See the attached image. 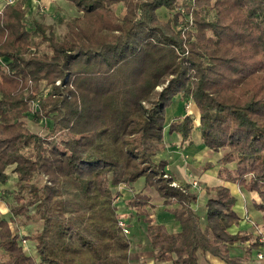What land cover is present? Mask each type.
<instances>
[{"label": "trees", "instance_id": "16d2710c", "mask_svg": "<svg viewBox=\"0 0 264 264\" xmlns=\"http://www.w3.org/2000/svg\"><path fill=\"white\" fill-rule=\"evenodd\" d=\"M67 1L79 16L59 18L66 27L61 39L53 20L28 25L25 0L0 13V182L15 166L11 212L33 208L41 222L25 236L36 242L35 259L0 217V264H132L113 187L140 181L164 205L178 206L170 213L181 230L171 233L152 217L150 196L141 191L127 201L155 263L201 264L212 255L243 264L229 247L252 237L229 232L240 220L231 191L208 189L214 195L203 224L192 208L197 194L173 186L168 162L157 156L167 128L181 145L192 143V116L169 126L166 119L176 96L192 100L205 145L229 149L205 169L218 166L220 179L256 193L264 213V0ZM119 4L121 17L113 8ZM163 8L172 13L167 21L158 14ZM40 45L49 51L40 53ZM31 111L38 123L53 121L46 135L26 125Z\"/></svg>", "mask_w": 264, "mask_h": 264}, {"label": "crops", "instance_id": "0c3cea01", "mask_svg": "<svg viewBox=\"0 0 264 264\" xmlns=\"http://www.w3.org/2000/svg\"><path fill=\"white\" fill-rule=\"evenodd\" d=\"M9 0H0V13L4 9V7L8 4ZM18 0L11 5L17 3ZM64 4L73 3L67 0H25L24 7L27 14L33 17V20H39V14L47 17L48 21H55L56 18H59L60 10L57 7H62ZM76 8V7H75ZM63 11V10H62ZM59 12V13H58ZM61 14V13H60ZM29 115H34V113L28 112L26 113L25 122L28 120ZM186 115L192 116L194 119V130H193V139L190 145H181V139L177 134H169L168 128L165 133V143L166 148L157 156V159H163L168 162L167 172L174 179V182L178 184V186L187 188L189 191L194 192L198 196V200L196 203L192 204V208L202 217L203 224L205 223V213H206V201L209 197L214 195V192L208 191V189L224 186L227 187L232 195L236 198V203L234 206V210L239 215L240 220L237 224L233 225L229 232L232 234L237 233H245L250 234L252 240L237 242L234 245L229 247L230 256L233 258H238L243 264H264L263 262L257 261V253L264 249V245L259 248L251 245L252 243H262L264 244V213L257 208L258 196L256 193L248 192L243 189L238 184L232 183L230 181H226L220 179L218 177V166L206 170L205 166L207 163H217L221 157L223 156V152H214L209 149L205 143L202 141L201 132L199 129L200 126V112L196 106V104L192 100H183L181 96H176L173 101V105L167 111V125L177 119H180ZM49 120L53 123L51 119ZM53 124L49 128H52ZM38 134V133H37ZM232 166V165H231ZM15 166H11L7 169L6 173L9 175V179L6 183L0 182V191L3 193H7L8 195H13L11 189L9 190L8 186L12 177L16 179V190H17V175L13 173ZM193 180H197L200 188H195L191 185ZM142 183L143 186L140 189H137V184ZM116 192H119L117 196L115 205L118 206H126L127 201L134 196L135 193L143 191V194H146L152 198V203L155 205V209L152 210V217L163 224L167 230L171 233H177L181 230V225L178 221H176L173 214L170 213L171 209H175L178 206H166L162 199L159 198L157 192L154 189H144V183L142 181L133 184L132 186L120 185L113 187ZM156 194V197L153 195V192ZM117 192V194H118ZM123 192L124 196L127 197L126 201L119 202L121 199V193ZM1 198V197H0ZM117 207V206H116ZM10 205L0 200V217L8 220L10 222L11 229H13L15 216L11 212ZM119 217L122 218L127 224L130 226V234L132 240V248H131V260L133 253V246L135 240L142 238L141 235L144 236V239L147 240L149 247L150 243L147 239L146 232L143 227L137 222L133 212L127 207V209L119 210ZM122 211V212H121ZM124 211V212H123ZM123 213V214H121ZM12 216H10V215ZM131 219L130 222L127 220ZM20 227V235L21 233H25V228ZM41 229V227H40ZM39 229V230H40ZM144 231V232H143ZM37 232V231H36ZM142 232V234H141ZM35 234V233H34ZM25 235H28L25 233ZM32 236V235H29ZM26 238V237H25ZM28 242L29 250H25L19 240L20 246L23 248L24 252L35 259H38L37 250H36V242L29 237L26 238ZM152 250V249H151ZM3 248L0 247V253H3ZM132 263V262H131ZM152 263L157 264L153 260L152 253ZM162 264H170V263H162ZM201 264H227L225 261L218 257H214L212 255H207L205 258L201 259Z\"/></svg>", "mask_w": 264, "mask_h": 264}, {"label": "rangeland", "instance_id": "374dc122", "mask_svg": "<svg viewBox=\"0 0 264 264\" xmlns=\"http://www.w3.org/2000/svg\"><path fill=\"white\" fill-rule=\"evenodd\" d=\"M185 1H187V0H180L181 3H184ZM57 8L60 10V13H61L60 14L58 12L59 16L64 18L65 20H72V18H75V17L79 16V13H78L77 9L75 8V6H73L71 4H67V5L64 4L61 8L60 7H57ZM113 8H114L115 12L117 13V15H119L120 17L124 15V13H125L124 5L119 4V5L114 6ZM205 13L209 17L214 15V12L212 10H205ZM158 14H159L160 18L162 20H164V21H167L172 16V13L169 12L168 10L164 9V8L160 9L158 11ZM27 15L28 16H26V22L28 23V25L33 24V17H31V15H29V14H27ZM59 18H56L55 21H53V23H54V25L56 27V29H55L56 35H57V37L59 39H61L63 37V35L65 34V32H66V27H65L64 24H62L59 21ZM38 21L43 22V23H48L49 22L47 17L44 16V15H41V14H39V20ZM37 39H38V37L36 36L35 37V41H38ZM38 51H40V53H43V52H48L49 50H48V48L45 45H40L38 47ZM57 84H60V81H58ZM41 87H42V89L44 88V84L43 83H41ZM34 117H35L34 115L33 116L29 115L28 120H26V125L34 133H38L40 135H46L47 132H48L49 125L51 126L53 123L51 121L45 120V119L38 123V122L35 121ZM58 138H59V140L62 139V138H66L65 133H60ZM84 140L89 143L90 141H92V136L91 135L86 136ZM228 150L229 149H227V150L225 149L223 152L226 153V152H228ZM25 152L26 153H30V150L26 149ZM34 181L40 183V179L37 176L34 179ZM142 186H143V184L139 183V184H137L136 187H137V189H140ZM8 188H9V190L11 189L13 195L10 196L7 193H3V191L1 190L2 195H1L0 200H2L3 202L9 204L10 207H16L17 202L15 201V198H14V193L17 191L16 190V179H15V177L11 178ZM117 192L114 189L113 193H114V195L116 197L119 195V192H118V194H117ZM120 193H121V197L122 198L119 199V202H123L124 203V201H126L127 197L124 196L123 192H120ZM153 195L156 197V194L154 192H153ZM116 206L119 208V210L127 209V207L126 206H122V204H121V206H118V205H116ZM121 214H123V213H121ZM14 216L16 218H15V221L13 222L14 223L13 229L17 233H20L21 229H19V228L23 226L25 228V231H26L25 233L28 234L27 236H29V235H33L41 227V222L36 217V215L34 214V209L33 208L30 209V211L27 214L18 215V216L14 215ZM127 221L130 222L131 219L129 218V220H127ZM141 234H142V232H141ZM141 236H142V238L138 239L137 241L135 240V242H134V246H133L134 250H133V253H132L131 262H132V264H153L152 263V253H153V251L149 247V244H148L147 240L144 239V236L143 235H141ZM129 237H131V236H129Z\"/></svg>", "mask_w": 264, "mask_h": 264}, {"label": "built area", "instance_id": "2783aa9c", "mask_svg": "<svg viewBox=\"0 0 264 264\" xmlns=\"http://www.w3.org/2000/svg\"><path fill=\"white\" fill-rule=\"evenodd\" d=\"M14 2H15V0H9L8 4H13ZM38 102L39 101L33 102V104H32V111L33 112L37 111L39 109ZM191 185L193 187H195V188H200V185H199L197 180H193ZM173 186L178 187V184L174 182ZM1 195H2V193L0 191V197H1ZM120 225L122 226V228L124 230V233L129 236L131 230H130V226L127 224V222L124 221L122 218H120ZM25 236H26L25 233H23V234L21 233L20 241H21V244H22L23 248L28 251L29 247H28V242H27V239L25 238ZM257 261L258 262H263L264 261V249H262L261 251H259L257 253Z\"/></svg>", "mask_w": 264, "mask_h": 264}]
</instances>
